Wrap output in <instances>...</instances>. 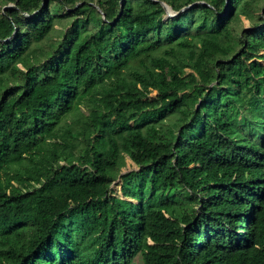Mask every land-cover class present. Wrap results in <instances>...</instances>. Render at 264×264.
Here are the masks:
<instances>
[{"label": "trees", "instance_id": "trees-1", "mask_svg": "<svg viewBox=\"0 0 264 264\" xmlns=\"http://www.w3.org/2000/svg\"><path fill=\"white\" fill-rule=\"evenodd\" d=\"M0 264H264V0H0Z\"/></svg>", "mask_w": 264, "mask_h": 264}, {"label": "water", "instance_id": "water-1", "mask_svg": "<svg viewBox=\"0 0 264 264\" xmlns=\"http://www.w3.org/2000/svg\"><path fill=\"white\" fill-rule=\"evenodd\" d=\"M197 4H204V2H198V3H195L194 5H197ZM162 5L166 8L167 17H171V18L174 17V16H176V15H178V14L181 13V12H184V11L190 9L191 7L194 6V5H190V6H188V7L183 8L180 12H174V11L172 10V8L169 7L167 4L162 3Z\"/></svg>", "mask_w": 264, "mask_h": 264}, {"label": "rangeland", "instance_id": "rangeland-1", "mask_svg": "<svg viewBox=\"0 0 264 264\" xmlns=\"http://www.w3.org/2000/svg\"><path fill=\"white\" fill-rule=\"evenodd\" d=\"M11 5H8L6 7H4V9L10 7ZM134 168V166L131 164V162L129 161V159H127V166L123 169V173L127 172L128 170Z\"/></svg>", "mask_w": 264, "mask_h": 264}]
</instances>
